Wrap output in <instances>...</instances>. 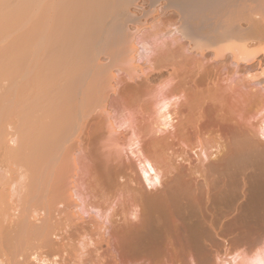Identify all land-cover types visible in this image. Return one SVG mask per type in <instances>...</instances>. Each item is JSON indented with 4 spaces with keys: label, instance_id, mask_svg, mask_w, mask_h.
I'll return each mask as SVG.
<instances>
[{
    "label": "bare ground",
    "instance_id": "bare-ground-1",
    "mask_svg": "<svg viewBox=\"0 0 264 264\" xmlns=\"http://www.w3.org/2000/svg\"><path fill=\"white\" fill-rule=\"evenodd\" d=\"M186 53L243 62L229 85L259 84L251 97L264 100V0H0V264L44 263L61 246L81 252L90 244L115 261L108 226L75 181L90 122L111 160L133 169L144 205L141 228L131 229L134 247L147 251L178 236L194 243L201 264H213L212 227L222 223L229 235L239 224L256 235L241 264H264V143L256 139L264 137L263 106L255 129L227 126L230 139L214 152L199 140L194 164L185 157L168 168L142 145L137 164L125 162L118 149L138 143L133 131L117 129L126 121L117 127L110 118L118 73L125 89L167 83ZM253 61L259 73H251ZM177 99L170 90L158 99L160 117L188 108L184 101L169 110Z\"/></svg>",
    "mask_w": 264,
    "mask_h": 264
},
{
    "label": "rangeland",
    "instance_id": "rangeland-1",
    "mask_svg": "<svg viewBox=\"0 0 264 264\" xmlns=\"http://www.w3.org/2000/svg\"><path fill=\"white\" fill-rule=\"evenodd\" d=\"M172 47L175 48L174 45ZM252 48L258 47L254 45ZM148 57L153 64V53ZM258 58L262 61L263 55ZM256 63L252 62L255 66L251 73H259ZM173 64L175 76L161 84L138 82L125 89L123 74L118 73L117 94L110 93L108 98L110 118L116 126L126 121L117 129L131 130L134 138H138L137 146L118 148L123 161L131 160L137 164V147L142 145L168 168L184 165L185 157L194 164V151L199 140L207 146L212 145L207 151L214 152L215 144L228 143L230 134L227 126L256 128L260 116L256 111L264 107V100L252 98L251 94L260 93L261 85H229L232 72L235 76L243 73V62L233 64L229 57L216 61L205 57L199 61L197 55L186 53V56L177 57ZM168 90L178 96L176 104L172 102L169 110L173 106L184 105V101H188V108L177 117L164 119L156 110V102ZM208 92L213 96H207ZM82 138L83 149L77 154V190L88 206L96 208L97 217L106 222L115 261L106 254L99 258V252L96 253L90 244L81 252L67 245L61 246L53 255L48 254L44 263L32 257L28 264H201L202 255L194 243L178 236L168 235L159 246L150 247L147 251L132 245L131 229H140L144 218L138 184L132 179L133 169H123L118 162L111 160L107 155L108 147L98 141L93 122L87 125ZM256 139L264 143L262 135L258 134ZM146 190L152 192L155 187ZM82 211L87 219L86 211ZM170 220L174 224L177 222L174 218ZM212 228L217 232L215 238L219 244L218 253L213 252L210 256L213 264H241L248 259L247 247L255 241V234H243L244 228L239 224L234 225L229 235L224 232L222 223H216ZM249 229L247 226L246 231Z\"/></svg>",
    "mask_w": 264,
    "mask_h": 264
}]
</instances>
